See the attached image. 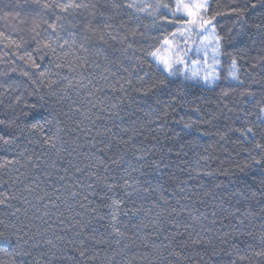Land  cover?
I'll return each instance as SVG.
<instances>
[{"label": "trees", "instance_id": "1", "mask_svg": "<svg viewBox=\"0 0 264 264\" xmlns=\"http://www.w3.org/2000/svg\"><path fill=\"white\" fill-rule=\"evenodd\" d=\"M176 1L0 0V264H264V5L210 0L204 86Z\"/></svg>", "mask_w": 264, "mask_h": 264}, {"label": "rangeland", "instance_id": "2", "mask_svg": "<svg viewBox=\"0 0 264 264\" xmlns=\"http://www.w3.org/2000/svg\"><path fill=\"white\" fill-rule=\"evenodd\" d=\"M183 4H187L192 11L198 12L204 19H208L207 13L210 0H182ZM207 7L204 9H196L194 5L196 3H205ZM177 6V1H176ZM176 6L174 12H176ZM173 13H171L173 15ZM175 18H179L182 21L178 23V31L186 29L188 26L183 22L188 20L183 10L176 12L173 15ZM212 23L211 25H205L204 28H195L192 31H186L184 36L177 35L172 41V47L169 49L168 45L164 44L165 49L158 52L153 57L154 62L164 73L170 78L183 77L192 82L199 83L204 86H210L209 83H214L219 79L220 70V53H214L213 48L215 42L212 35ZM203 42V43H202ZM220 50V47H219ZM177 54L184 60L183 64L176 63ZM160 57L170 59L172 63L173 74L169 75V72L165 70V66L160 62ZM234 68H232L230 77L233 78ZM207 77V79H206Z\"/></svg>", "mask_w": 264, "mask_h": 264}, {"label": "snow or ice", "instance_id": "3", "mask_svg": "<svg viewBox=\"0 0 264 264\" xmlns=\"http://www.w3.org/2000/svg\"><path fill=\"white\" fill-rule=\"evenodd\" d=\"M258 2L262 5H264V0H258ZM129 7H133V5H129ZM163 7H167V5H163ZM194 7L198 10L204 9L207 7V4H206V2L205 3H196L194 5ZM252 7L255 8L256 5L253 4ZM181 10H183L184 14L187 17H189L188 20L183 22V24L187 25L188 27L186 29H183V30H180L176 33H173L172 34L173 37H175L177 35L184 36L186 31H192L193 29L198 28V27L204 28L205 25H211V23H212L210 20L204 19L202 16H200L198 12L192 11V9L187 4H183L182 0H177L176 12H180ZM176 12H174L173 15H175ZM241 15H242V13H241ZM256 27H260V25L257 24ZM212 35H213V40L215 42V47L213 48V52L218 53L219 47H220L221 37L216 35L214 27L212 28ZM164 44L168 45L169 49H171L172 41L165 39ZM158 52H159V50H157V52H153L152 55L156 56ZM160 62L164 64L165 70L169 72V75H172L173 70H172V63L170 62V59L160 57ZM175 62L179 63V64H183L184 60L177 54ZM232 65H233V68L235 69V67H236V61L235 60H233ZM233 78L239 79V77L235 75V72L233 73ZM206 79H207V77H206ZM261 111L264 112V109H261ZM187 126L188 125H186V127ZM248 131H251V129H248ZM7 142L8 141H5V143H7ZM257 146L259 147V145H257ZM253 162L256 164L264 163V158H262L260 160L254 159Z\"/></svg>", "mask_w": 264, "mask_h": 264}]
</instances>
